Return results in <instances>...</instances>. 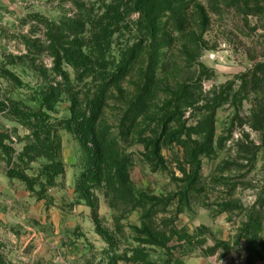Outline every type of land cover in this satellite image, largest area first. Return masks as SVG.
<instances>
[{"label": "rangeland", "instance_id": "rangeland-1", "mask_svg": "<svg viewBox=\"0 0 264 264\" xmlns=\"http://www.w3.org/2000/svg\"><path fill=\"white\" fill-rule=\"evenodd\" d=\"M147 2L0 0V264H264V0Z\"/></svg>", "mask_w": 264, "mask_h": 264}, {"label": "trees", "instance_id": "trees-1", "mask_svg": "<svg viewBox=\"0 0 264 264\" xmlns=\"http://www.w3.org/2000/svg\"><path fill=\"white\" fill-rule=\"evenodd\" d=\"M139 7L141 8H144L146 9L147 5H148V2L147 0H137V3H136ZM95 117H96V113L94 114V121H95ZM89 119L85 118L84 121H83V125L86 126L88 125L89 123ZM93 121V122H94ZM86 139H92L94 144H95V147H96V152H95V157L98 158V156L100 155V146L101 144L103 143V140L102 138H97L96 137V133L94 131V128L90 129L88 132H86ZM211 143H212V134L210 132H208L206 134V140L204 143H202L200 145V147L198 148L197 151H193L192 152V156L193 157H197L198 155H209V152H210V149H211ZM159 146L158 145H154V148L155 150L158 151V148ZM8 175L9 177L11 178H17V179H21V180H25L24 177L22 176V174H20L19 172L15 171V170H8ZM245 227V226H244Z\"/></svg>", "mask_w": 264, "mask_h": 264}]
</instances>
